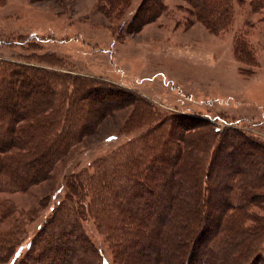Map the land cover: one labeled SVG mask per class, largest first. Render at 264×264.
I'll return each mask as SVG.
<instances>
[{"label":"trees","instance_id":"1","mask_svg":"<svg viewBox=\"0 0 264 264\" xmlns=\"http://www.w3.org/2000/svg\"><path fill=\"white\" fill-rule=\"evenodd\" d=\"M114 1L108 0L112 8ZM181 1L213 34L234 23L233 0ZM237 1L264 13V0ZM164 12L163 0H142L127 29ZM245 43L236 38L235 56L245 53ZM49 67L0 58V264L27 215L9 197L50 180L59 163L74 159L130 106L119 131L140 134L65 176V198L25 261L105 264L85 232L93 219L114 264H264V139L220 118L160 117L134 92ZM18 248H8L10 258Z\"/></svg>","mask_w":264,"mask_h":264},{"label":"rangeland","instance_id":"2","mask_svg":"<svg viewBox=\"0 0 264 264\" xmlns=\"http://www.w3.org/2000/svg\"><path fill=\"white\" fill-rule=\"evenodd\" d=\"M233 1L232 27L213 34L186 13L188 6L181 0H163L164 14L141 27L135 23L129 31L142 0H115L114 8L108 0H3L0 58L51 66L64 75L88 76L134 92L150 102L160 117L191 114L202 123L205 118L208 122L220 118L264 139V13H253L248 1ZM150 8L153 3L146 5V14ZM236 38L246 42L242 55L235 56ZM245 56L247 61L238 60ZM132 108L106 121L99 136L78 147L74 159L59 163L50 180L9 197L27 215L15 227L16 236L6 247L2 264L14 259L17 264H36L24 258L29 245L36 246L41 239L52 210L65 198V176L88 168L140 134V130L129 135L119 131ZM220 122L214 123L224 129ZM96 226L89 219L85 232L100 257L106 258L105 264H114L111 245ZM18 244L12 259L8 248Z\"/></svg>","mask_w":264,"mask_h":264}]
</instances>
